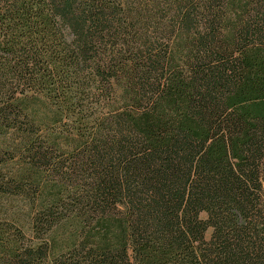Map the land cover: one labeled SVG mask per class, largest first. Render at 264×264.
I'll return each mask as SVG.
<instances>
[{"label":"trees","instance_id":"16d2710c","mask_svg":"<svg viewBox=\"0 0 264 264\" xmlns=\"http://www.w3.org/2000/svg\"><path fill=\"white\" fill-rule=\"evenodd\" d=\"M9 133L0 264H264V0H0Z\"/></svg>","mask_w":264,"mask_h":264},{"label":"rangeland","instance_id":"374dc122","mask_svg":"<svg viewBox=\"0 0 264 264\" xmlns=\"http://www.w3.org/2000/svg\"><path fill=\"white\" fill-rule=\"evenodd\" d=\"M43 114L42 116L44 118H50V122L48 123V127H43L41 131V135H46L48 132H51L52 130H57L59 126L56 125V123L52 120L53 113L48 110L47 108L44 109L42 107ZM23 136L16 133H9V135L6 136H0V146L2 147V150H9L10 152L15 149L17 145H21ZM64 140V139H63ZM65 141V140H64ZM20 143V144H19ZM22 165H25V162L22 160V157L19 155H15L13 159H11V162L7 168V171L10 173H19L21 170ZM29 190H34L29 186ZM31 195L32 191L30 192ZM20 210H23L24 217H30L32 216V209L27 205L25 201H21L19 204H17ZM30 236V233H29Z\"/></svg>","mask_w":264,"mask_h":264}]
</instances>
